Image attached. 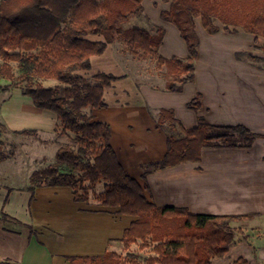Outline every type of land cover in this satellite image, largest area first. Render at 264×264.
I'll return each mask as SVG.
<instances>
[{"label": "trees", "instance_id": "obj_1", "mask_svg": "<svg viewBox=\"0 0 264 264\" xmlns=\"http://www.w3.org/2000/svg\"><path fill=\"white\" fill-rule=\"evenodd\" d=\"M143 1H0V78L11 81L8 87H18L30 96L36 107L55 112L56 131L72 140L58 148L55 163L32 173L28 190L34 194L41 186L69 187L76 200L93 196L105 206L119 207L120 213L138 216L122 239L126 253L109 250L101 255H73L68 257L70 264H213V258L227 253L240 231L234 223L254 217L191 213L186 207L158 206L148 200L141 183L120 162L111 144L110 124L90 113V109L105 105V88L118 77L98 72L94 76L97 83L92 84L74 71L89 69L92 56L103 54L110 43L122 37L133 56L156 60L167 90H178L195 78L197 19L211 34L241 27L264 38V0H171L161 18L180 29L189 46L185 58L159 53L164 28L155 34L140 28L124 32L118 29L130 16L142 14ZM94 35H102L103 39L90 37ZM237 56L259 62L262 59L250 52H239ZM48 80L56 83L47 85L44 82ZM188 106L198 111L201 94ZM167 124L176 130L180 125L173 110L163 108L159 125L166 129ZM2 133L0 161L9 157L2 149ZM257 136L243 124L214 125L199 115L198 125L182 127V135L168 132L164 158L144 164L143 177L183 162L199 161L207 147H249ZM100 182H104L103 190L96 192ZM0 219L21 224L4 211H0ZM133 245L151 252L141 257L131 251ZM232 264L249 262L240 257Z\"/></svg>", "mask_w": 264, "mask_h": 264}, {"label": "crops", "instance_id": "obj_2", "mask_svg": "<svg viewBox=\"0 0 264 264\" xmlns=\"http://www.w3.org/2000/svg\"><path fill=\"white\" fill-rule=\"evenodd\" d=\"M214 37L205 50L201 47L195 78L180 92L165 91V78L157 69L150 73L155 80L147 77L141 85L127 73L99 71L118 79L105 88V105L95 108L93 116L110 124L120 162L151 202L186 207L191 213L254 214L234 223L240 231L213 264L216 259L232 264L240 257L249 264H264V38L243 42L244 36L243 41L231 40L234 36L224 32ZM106 51L92 56L91 65ZM239 52L262 59L257 64L247 56L239 58ZM10 84L0 78L2 149L9 155L0 161V211L21 224L0 219V264H70L73 255L126 253L122 239L138 216L120 213L119 207L105 206L93 196L76 200L69 187L41 186L34 194L28 190L32 173L56 162L62 135L56 131L55 112L36 107L30 96ZM198 93L201 108L195 111L188 103ZM163 108L173 110L179 121L178 136L182 127L197 126L199 115L214 125L243 124L258 136L249 147H207L199 161L144 178L143 165L163 159L167 152L168 130L159 125ZM23 130L35 132L16 133Z\"/></svg>", "mask_w": 264, "mask_h": 264}, {"label": "rangeland", "instance_id": "obj_3", "mask_svg": "<svg viewBox=\"0 0 264 264\" xmlns=\"http://www.w3.org/2000/svg\"><path fill=\"white\" fill-rule=\"evenodd\" d=\"M142 4L144 7L142 14L130 16L127 20L121 22L118 25V29L124 32L127 30L140 28L149 31L152 34H155L159 28H165V35L161 43V46L158 49L159 53L164 55H171L170 57L176 56L180 58H182L183 55L185 54L189 55L188 43L183 37L180 29L177 26H175L173 23L165 21L161 18V12L163 10L169 9L170 7V0H144ZM223 32L224 34L227 33L234 36L231 38V40H233V38L236 37L239 38L241 41L246 40L243 42H247V41H253L254 38H256L255 34L246 32L241 27H238L232 31H226L224 29H221L220 31L211 34L201 27L199 21V23H196V28H195V33H196L195 37L196 39L198 38V47H197L198 54L201 55L200 50L202 46L203 49L205 50L206 46L211 45L212 42L215 40L214 36L219 35V33L221 34ZM241 36H244L243 40L241 39ZM90 37L94 39H97L96 37H99L98 39H103L102 35H94ZM235 44H240V43L235 42ZM107 48L108 50L106 51V55H104V57H101L100 59H95L93 61V66L91 65L92 67L86 70H75L74 73L78 74V72H80V75L87 82L92 84L97 83V80L94 78V76L96 73L102 70L114 75L127 73L132 77H136L135 79L140 85L146 80L147 77L152 78V80H155L153 74L150 75V73L156 72L157 69L156 60L153 57H148L146 59V58H138L133 56L128 51L127 44L124 38L122 37L117 38V41H115L114 43H110ZM254 62H256L257 64L259 63V61H254ZM195 64H197V61H195ZM160 73L162 74L161 71ZM44 83H46L47 85H53L56 82L54 80H48ZM185 84H183L180 89L175 91H170L167 90L166 88L164 90L168 92H180L182 91ZM188 108L194 110L189 106ZM93 112L95 113L94 110L90 109V113ZM3 129L4 128H2L1 131ZM177 129L178 130L171 128V126H169L168 124L166 126V130H168V132L174 135H178L177 134L178 131L180 132V129L179 128ZM67 143H72L71 138L62 135L60 137V140L59 141L57 140V147L60 145H65ZM55 147L56 145H53V146H49V148L47 149L48 151H53V148ZM103 187H104V182H100L96 187V192L102 191ZM131 251L139 253L141 257L148 256L151 252L149 248L140 249L139 245H133ZM215 264H218L217 259L215 261Z\"/></svg>", "mask_w": 264, "mask_h": 264}]
</instances>
